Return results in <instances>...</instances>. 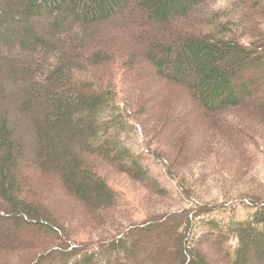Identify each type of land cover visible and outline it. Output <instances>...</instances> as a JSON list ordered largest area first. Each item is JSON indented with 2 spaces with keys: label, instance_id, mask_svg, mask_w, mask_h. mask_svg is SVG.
Returning a JSON list of instances; mask_svg holds the SVG:
<instances>
[{
  "label": "trees",
  "instance_id": "1",
  "mask_svg": "<svg viewBox=\"0 0 264 264\" xmlns=\"http://www.w3.org/2000/svg\"><path fill=\"white\" fill-rule=\"evenodd\" d=\"M216 2L0 0V264H264V197L192 201L178 173L208 153L225 159L233 147L230 158L253 160L243 138L257 135L253 125L264 128V0ZM169 89L177 99H159L150 114L160 128L173 115L182 121L184 98L222 130L176 146L147 140L146 152L192 206L124 226L112 215L106 173L169 194L121 138L132 115L146 117L145 101ZM229 111L245 116L235 117L238 128L224 121ZM145 117L143 137L152 127ZM58 199L81 214L71 217ZM232 203L253 211L211 217ZM95 214L108 231L94 229Z\"/></svg>",
  "mask_w": 264,
  "mask_h": 264
},
{
  "label": "rangeland",
  "instance_id": "2",
  "mask_svg": "<svg viewBox=\"0 0 264 264\" xmlns=\"http://www.w3.org/2000/svg\"><path fill=\"white\" fill-rule=\"evenodd\" d=\"M223 2L224 0H217L216 5L218 4V6H222ZM120 73L121 71L118 72V74ZM132 80L133 78L131 77L130 81ZM142 86L150 89L152 87L154 88L156 84H148L146 87V83H144ZM162 90L157 92L154 95V98L151 100L147 99L144 106L142 105L143 108L146 109L141 110V112L144 113L146 117L142 114L139 116L132 115L134 121H128L130 123V128H127L124 132H122L121 138L133 151L143 155L142 161L146 168L150 171V174L168 190L169 194L164 198H160L159 196L152 195L149 191L150 189L146 188L145 185L143 186L140 183L138 184L129 179L127 176L106 173L107 184L112 189L117 198V206L115 207L114 212H112V215L116 218V220L126 226L131 222H140L151 214H159L166 210H175L182 207L192 206V202L190 200L208 203L214 202L216 200L220 201L221 197L225 196L245 194H254L264 197V128L258 125L255 126L253 124L252 125L254 129L257 131V135L252 137L253 134H251L250 137L253 139L243 138L248 140L245 150L247 154L252 156L253 160H250L249 162L244 160L243 162H239L235 160V158H230L229 155H234L232 154L235 152L234 147L231 149L230 154H226L227 156L225 155V159L219 161L212 158L213 154L209 153L205 155V159H202V161L199 157H197L196 161L185 165L182 170L178 171L181 177L185 176L186 182H188V185L192 187L191 189L194 192V195L190 200H187L179 192L176 182L169 178L166 174L164 164L160 160L154 158L150 153L146 152V142L148 143L149 139L153 138L163 143H166V141L170 142L171 140L172 145L175 146L179 144L178 140H183L187 143L191 139L192 143H194L196 140H198V138L195 137V135H198V133L204 131L208 134L214 133L211 131L214 126L218 130H222V128L220 127L219 129V125H217L216 122H210L212 119L209 120L207 116H203L202 114L198 113L197 110H195V105H193V107L182 97L180 100L181 104L178 105V110L176 113L178 116H183L180 119L182 121L174 123L176 120L174 117L176 116L173 115L168 120H166V122L160 128L156 116L150 115L155 109L156 102L159 99L163 101L166 99V96L171 97L167 98L169 100L171 99L170 101H173L172 99H177L176 97L178 95V91L175 89H169L167 91ZM237 114L235 111H229L226 114L224 113L222 116L226 124L231 123L234 125L236 124L234 122L235 117L239 116L242 121H244L243 119L245 118L241 112ZM144 117L146 119V123L152 125L151 133L148 135L149 138L148 136L143 137L145 132L140 133L139 128H137L138 125H142V128H144V123L140 121L144 120ZM180 122L182 123L180 124ZM154 126H156L157 129ZM235 126L237 128L239 127L237 124ZM240 130L242 129L240 128ZM244 132L245 133L243 134H248V132L245 130ZM218 134L221 135L220 132ZM251 140L254 142L250 143L252 142ZM192 156L193 154L191 153L190 157ZM194 159L195 157L193 160ZM45 188L46 187L43 186V189ZM56 204L59 205V207H68L72 213L71 217H77L79 214H81V211L75 203L69 204L63 199H58ZM252 211L253 209L247 207L243 203H232L231 208L220 210L217 213L211 215V217L216 219H226L234 216L237 219H245L248 218ZM88 219L95 220L97 225H94L95 228H93L96 231H99L97 227L108 231V226H106L107 224L102 214L89 216ZM87 221L88 220H86V222ZM83 224L84 223H82V225ZM81 227L83 228V226ZM147 237L150 238L151 236L148 235ZM87 238L88 236H77L74 238V240L83 242L87 240ZM153 241L154 240L152 239L151 243H153ZM147 249L148 248H146V252L148 251ZM140 252L141 250L138 251V253ZM141 263L150 264V260L148 258L142 259Z\"/></svg>",
  "mask_w": 264,
  "mask_h": 264
}]
</instances>
